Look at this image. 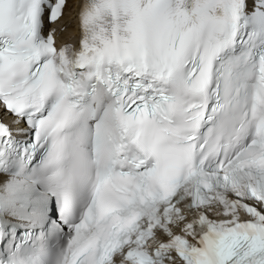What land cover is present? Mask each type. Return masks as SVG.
I'll return each mask as SVG.
<instances>
[{"label": "snow or ice", "instance_id": "6c2138e0", "mask_svg": "<svg viewBox=\"0 0 264 264\" xmlns=\"http://www.w3.org/2000/svg\"><path fill=\"white\" fill-rule=\"evenodd\" d=\"M0 0V264H264V0Z\"/></svg>", "mask_w": 264, "mask_h": 264}, {"label": "bare ground", "instance_id": "6f19581e", "mask_svg": "<svg viewBox=\"0 0 264 264\" xmlns=\"http://www.w3.org/2000/svg\"><path fill=\"white\" fill-rule=\"evenodd\" d=\"M71 5H72V3H71V0H70V3H69V6H68V9H70Z\"/></svg>", "mask_w": 264, "mask_h": 264}]
</instances>
